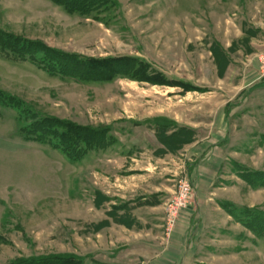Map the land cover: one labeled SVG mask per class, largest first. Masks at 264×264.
<instances>
[{
  "label": "rangeland",
  "instance_id": "1",
  "mask_svg": "<svg viewBox=\"0 0 264 264\" xmlns=\"http://www.w3.org/2000/svg\"><path fill=\"white\" fill-rule=\"evenodd\" d=\"M98 1L0 0V264H264V0Z\"/></svg>",
  "mask_w": 264,
  "mask_h": 264
},
{
  "label": "trees",
  "instance_id": "2",
  "mask_svg": "<svg viewBox=\"0 0 264 264\" xmlns=\"http://www.w3.org/2000/svg\"><path fill=\"white\" fill-rule=\"evenodd\" d=\"M53 1L55 3H58L59 5H62L66 11L79 13L80 15H87L92 10L101 8L98 0H53ZM17 40L19 39L17 38L16 41ZM27 264H50V263L43 262L42 259H33L30 261V263Z\"/></svg>",
  "mask_w": 264,
  "mask_h": 264
},
{
  "label": "built area",
  "instance_id": "3",
  "mask_svg": "<svg viewBox=\"0 0 264 264\" xmlns=\"http://www.w3.org/2000/svg\"><path fill=\"white\" fill-rule=\"evenodd\" d=\"M261 61H262L263 65H264V56L261 57ZM190 190H191V187H190V184L187 181H182L181 183H179V190H178L179 192H182L185 195H187V193H189ZM182 195H181V197H182Z\"/></svg>",
  "mask_w": 264,
  "mask_h": 264
}]
</instances>
